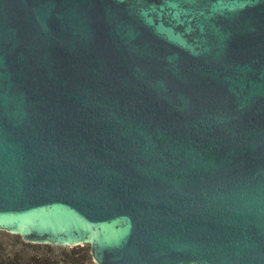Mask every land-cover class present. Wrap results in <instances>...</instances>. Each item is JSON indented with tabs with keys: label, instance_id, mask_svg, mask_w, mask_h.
<instances>
[{
	"label": "water",
	"instance_id": "95a60500",
	"mask_svg": "<svg viewBox=\"0 0 264 264\" xmlns=\"http://www.w3.org/2000/svg\"><path fill=\"white\" fill-rule=\"evenodd\" d=\"M0 230L264 264V0H0Z\"/></svg>",
	"mask_w": 264,
	"mask_h": 264
},
{
	"label": "trees",
	"instance_id": "16d2710c",
	"mask_svg": "<svg viewBox=\"0 0 264 264\" xmlns=\"http://www.w3.org/2000/svg\"><path fill=\"white\" fill-rule=\"evenodd\" d=\"M0 231V264H97L90 244L34 243L20 234Z\"/></svg>",
	"mask_w": 264,
	"mask_h": 264
},
{
	"label": "rangeland",
	"instance_id": "374dc122",
	"mask_svg": "<svg viewBox=\"0 0 264 264\" xmlns=\"http://www.w3.org/2000/svg\"><path fill=\"white\" fill-rule=\"evenodd\" d=\"M1 232V231H0Z\"/></svg>",
	"mask_w": 264,
	"mask_h": 264
}]
</instances>
